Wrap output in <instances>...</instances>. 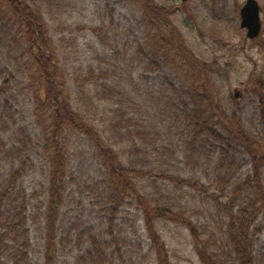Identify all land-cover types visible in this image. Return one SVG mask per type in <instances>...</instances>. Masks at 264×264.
I'll use <instances>...</instances> for the list:
<instances>
[{"label": "rangeland", "instance_id": "rangeland-1", "mask_svg": "<svg viewBox=\"0 0 264 264\" xmlns=\"http://www.w3.org/2000/svg\"><path fill=\"white\" fill-rule=\"evenodd\" d=\"M153 1L173 9L172 22L191 54L187 67L173 54L168 28L156 21L153 24L143 0H37V4L75 92L82 84L93 93L105 85L117 88L113 98L103 100V107L111 109L110 117L116 115L112 109L122 107L120 89L138 93L144 102L141 111L125 103L129 107L126 116L134 118L133 124L149 136L140 157L147 159L145 169L154 173L142 178V191L153 203L183 212L194 223L201 242L200 248L181 224L158 222L171 264H208V260L213 264H264V206L254 181L259 165L264 192V119L255 91L264 86V0H258L263 31L256 40L248 39L241 28L240 12L247 0ZM164 56L165 62L160 60ZM17 58L18 50L0 48V71L10 67L25 72V61ZM152 59L157 60L155 66ZM200 71L202 81L196 77ZM17 83L18 77L8 93L0 92L9 100L0 113V175L10 170L15 159L6 157L12 140L20 141L32 155L22 185L36 208L37 217L31 224L36 250H40L44 223L38 208L46 200L47 164L42 151L33 147L44 137L45 122L31 84ZM177 86L186 91H177ZM195 86L201 92L198 98L189 94ZM100 118L94 121L98 127ZM196 118L204 123L200 134ZM20 127H27L32 140L27 132L16 133ZM185 131L192 133L189 145L184 143ZM119 150L131 156L127 147ZM168 175L190 180L193 186L173 182ZM102 178L93 159H73L59 209L62 244L57 264H78L77 256L88 242L84 234L90 229L113 250H122L126 259L119 264H130L131 258L156 264L138 201L127 199L117 206ZM238 237L246 239L242 240L250 257L246 262L234 244ZM202 248L208 259L200 256ZM35 258L41 260V250Z\"/></svg>", "mask_w": 264, "mask_h": 264}, {"label": "trees", "instance_id": "trees-1", "mask_svg": "<svg viewBox=\"0 0 264 264\" xmlns=\"http://www.w3.org/2000/svg\"><path fill=\"white\" fill-rule=\"evenodd\" d=\"M143 5L153 24L156 21L159 25H165V28H168V36L169 38L171 36L172 41L171 48L173 46V54L178 61H183L186 67L189 63L191 64V54L185 45L184 38L171 19L174 14L173 9L159 7L153 0H143ZM0 48H8L9 51L18 50L20 58L25 61V72L11 70L10 67L0 71V92L8 93L17 77V84L20 80L31 84L35 101L45 122L44 137L43 139L40 137L41 143L38 142V145L32 142L33 150L42 151L47 164L44 184L46 200L44 205L38 208L44 223L42 242L38 247L41 250V260L39 258L36 260L35 256L40 250H36L37 239L31 223H33L32 219L37 217V212L22 185L24 179L22 177L27 173L25 168L32 155L27 154V148L23 149L20 146V141L12 140L6 157L15 159L12 161L10 170L6 169L7 171L0 175V264H57L62 244L57 227L59 209L64 202L71 163L79 156L91 158L97 162L103 177L102 183L106 191L111 193V201L117 206L122 205L127 199L138 201L142 210L144 227L151 240V251L156 256V264H171L166 243L158 230V222L168 221L183 225L190 230L201 248L194 223L183 212L153 203L142 191V178L154 173V170L145 169L147 159L140 157L143 147L149 141V136L147 132L133 124L134 118L126 116L129 107L125 104L141 111L142 105L145 104L141 102L138 93H133L126 88L120 89L117 93L124 98L119 103L122 107L112 109L111 113L116 115L110 117L108 113L111 109L103 107V100L108 96L110 99L113 98L114 89L117 88L113 89L105 85V89L95 88L96 93H93L90 88L82 84L75 92L70 86L55 38L37 0H0ZM140 50L145 51L142 47ZM141 51H138L139 55ZM166 58H168L167 55ZM166 58L160 57V60L165 62ZM156 62L157 60L152 59L153 66ZM158 62H160L159 59ZM163 62L160 64L164 65ZM3 75L5 78H1ZM196 75L200 81L203 80L202 71ZM194 89L189 94L194 98L200 97L201 92L199 93L197 87ZM255 89L256 93H259L261 117L264 119V86ZM176 90L186 91L184 87L179 86ZM103 94L104 97H102ZM209 100L215 104L214 99ZM8 102V98L0 94V113L3 108H7ZM99 115L101 128L94 122ZM196 119H198L196 126L201 128L198 130L200 134L204 123L201 118ZM208 127L212 131L211 127ZM213 129H217L216 126ZM20 132L28 133L27 127H20L16 133ZM28 135L27 138L32 140V135L29 133ZM191 135V131L186 132L185 144H191ZM121 147L122 149L127 147L131 154L129 158H127V151L119 150ZM77 149H83V151L75 152ZM260 169L259 165H256L254 181L258 188L257 195L264 206ZM167 177L180 185L193 186L190 180L181 179L175 175ZM86 234H88L87 246L77 256L78 264H119L120 260L123 262L126 259H123L122 250H113L112 245L100 235L95 234L92 229L86 231L84 235ZM242 240H246L245 237L235 238L234 244L242 261L246 262L249 257L248 250L245 247V241L242 242ZM242 249L243 253H241ZM206 255L208 259L206 250L200 249V256L203 259ZM207 262L213 264L210 260ZM130 264H143V262L138 263L131 258Z\"/></svg>", "mask_w": 264, "mask_h": 264}, {"label": "water", "instance_id": "water-1", "mask_svg": "<svg viewBox=\"0 0 264 264\" xmlns=\"http://www.w3.org/2000/svg\"><path fill=\"white\" fill-rule=\"evenodd\" d=\"M187 1V0H183ZM241 28L247 32L250 40H256L260 37L263 24L261 20V6L258 0H247L241 8ZM236 98L239 94H235Z\"/></svg>", "mask_w": 264, "mask_h": 264}]
</instances>
